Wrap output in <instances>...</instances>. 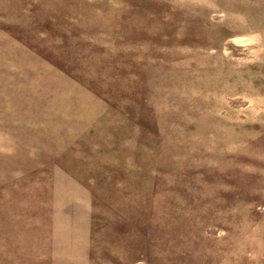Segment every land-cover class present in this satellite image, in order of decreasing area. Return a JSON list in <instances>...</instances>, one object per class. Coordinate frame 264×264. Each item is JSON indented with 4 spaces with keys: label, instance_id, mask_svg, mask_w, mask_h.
<instances>
[{
    "label": "rangeland",
    "instance_id": "1",
    "mask_svg": "<svg viewBox=\"0 0 264 264\" xmlns=\"http://www.w3.org/2000/svg\"><path fill=\"white\" fill-rule=\"evenodd\" d=\"M0 264H264V0H0Z\"/></svg>",
    "mask_w": 264,
    "mask_h": 264
}]
</instances>
